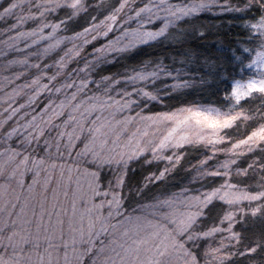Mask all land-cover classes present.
Wrapping results in <instances>:
<instances>
[{
	"label": "snow or ice",
	"instance_id": "obj_1",
	"mask_svg": "<svg viewBox=\"0 0 264 264\" xmlns=\"http://www.w3.org/2000/svg\"><path fill=\"white\" fill-rule=\"evenodd\" d=\"M0 264H264V0H0Z\"/></svg>",
	"mask_w": 264,
	"mask_h": 264
},
{
	"label": "trees",
	"instance_id": "obj_2",
	"mask_svg": "<svg viewBox=\"0 0 264 264\" xmlns=\"http://www.w3.org/2000/svg\"><path fill=\"white\" fill-rule=\"evenodd\" d=\"M209 22L213 19H220L219 17H205L203 18ZM169 55V49L165 45H156L155 47H146L143 49L136 50L131 54L119 58V60L115 63L105 64L97 68L96 76L99 77L100 75H110V74H118L124 71V69L132 64L138 63L142 60L155 58L157 56H164L167 58ZM169 103H176V100H169ZM156 109L160 108V105H155ZM150 166H146L142 170H138L132 177L133 180H139L142 178L144 174L151 171Z\"/></svg>",
	"mask_w": 264,
	"mask_h": 264
}]
</instances>
